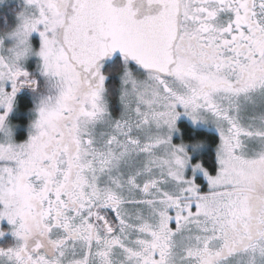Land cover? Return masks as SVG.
<instances>
[{
    "label": "snow or ice",
    "instance_id": "snow-or-ice-1",
    "mask_svg": "<svg viewBox=\"0 0 264 264\" xmlns=\"http://www.w3.org/2000/svg\"><path fill=\"white\" fill-rule=\"evenodd\" d=\"M0 109V264H264V0H26L0 33ZM178 109L218 132L214 175L172 142Z\"/></svg>",
    "mask_w": 264,
    "mask_h": 264
},
{
    "label": "rangeland",
    "instance_id": "rangeland-1",
    "mask_svg": "<svg viewBox=\"0 0 264 264\" xmlns=\"http://www.w3.org/2000/svg\"><path fill=\"white\" fill-rule=\"evenodd\" d=\"M25 8H26V0H0V11H7L8 10V13L11 15L10 17H11V23H12L8 30H6V31H1L0 30V33L13 30L17 26V24L19 23V14L21 12L25 11ZM30 41H31V43L33 45V48L34 49H38L39 46H40V42H41L40 41V37H39V33L38 32L32 33V35L30 37ZM11 43H12L11 40H6L5 41V45L6 46L10 45ZM38 62H39V57L31 56L25 62V67L30 72H34L35 75L37 76V78L40 80L41 84H43V77H40L39 73L36 72V68H37ZM5 89H6V91H11L10 82L5 84ZM18 93H22V94H25V95L27 94V95L31 96L32 103H33V108H32V110L29 113L33 114L31 116L32 120L30 122L32 124L33 121L38 116V113L35 111V109H36V105L38 103L39 93L37 91H34L32 88L27 87V86L20 88L19 91L16 93L15 98L18 95ZM178 110L181 112V115L178 117L176 124H178L179 120L185 119V120H187L188 122H190L192 124L200 125L199 124L200 122H194L190 117H188L187 115H184L183 114V109H178ZM0 111H2V109H0ZM17 111H18V109L16 108V106H14L13 109L8 114V121L10 122V125L12 126L14 140L17 143H20V142H24V141H26L28 139L31 124H30L29 127H27L28 131L26 130V132H24L25 134L22 137H20L19 134H21L20 133L21 123L15 121L16 118L18 117V112ZM176 127L178 129L177 125H176ZM209 129L214 130L218 134V132L216 131L214 126L211 125V127ZM218 136H219V134H218ZM177 138H179L178 131H174L173 134H172V142L174 143V139L176 140ZM174 144H177V143H174ZM178 145H179V143H178ZM187 145L189 146V144H187ZM214 152L216 153V147L214 149ZM215 159H216V154H215ZM197 174L202 175L204 182L207 183V185L205 186L206 188L204 190H202V188L200 187L201 191H207L208 190V181H207L206 177L199 170H197L194 175H197ZM214 174L215 173H213L212 175H214ZM186 175L189 176V177L193 176L192 168L191 169H189V168L186 169ZM5 223L8 224L6 219L0 220V230H4L5 231V235L3 237H0V246H6L11 241L15 242V238L11 234V227L12 226L8 224L9 225V230H8V229L4 228L3 225H2V224H5ZM6 236H11V238H8Z\"/></svg>",
    "mask_w": 264,
    "mask_h": 264
},
{
    "label": "flooded vegetation",
    "instance_id": "flooded-vegetation-1",
    "mask_svg": "<svg viewBox=\"0 0 264 264\" xmlns=\"http://www.w3.org/2000/svg\"><path fill=\"white\" fill-rule=\"evenodd\" d=\"M26 97L25 94H22V93H18V95L16 96L17 97ZM16 98L14 99V101L16 100ZM33 108V103H32V107L31 109H28L26 110L27 112H24V113H21V114H18V117L16 118V120H19V119H23L24 120V123H21V129H20V133L19 136L21 137V135L23 136L27 130V127L30 126V122L32 120L31 116L33 114H30L29 112L32 110ZM118 114V112H117ZM181 122H186L189 124L190 126V132H191V137L193 138V136H195L197 133L198 134H201L202 136V139L200 140H193L191 139L190 141H188L186 138L188 137V135L186 136L185 134L187 133V129L186 130H182L180 128H178V134H179V138H177L176 140L174 139V143H178L181 144V143H185V144H189L188 148H187V151L189 152L190 156H191V161L192 163H196L197 161L201 162L203 164V166L207 169L206 167V164H209L211 165L212 163V154H216L214 152V149L216 147V145L219 143V136L218 134L212 130V129H209L211 127V124H204V123H199L200 125H197V124H192L190 122H188L187 120L185 119H181L179 120L178 124H176L177 126H179V124ZM20 123V122H19ZM28 131V130H27ZM216 136L218 139H217V143H213V144H209L208 143V137L209 136ZM196 142H203V146L198 148V149H195L193 150L192 148V145ZM191 145V146H190ZM189 169H191V167H188ZM210 173V172H209ZM211 174V173H210ZM213 174V173H212ZM195 181L197 184L200 185V187L202 188V190H204L207 185L206 182H204L203 180V176L200 175V174H197L195 175ZM4 228L8 229L9 230V225L7 223L5 224H2ZM7 231V230H6ZM8 238H11V236H6ZM15 242H9V244H13Z\"/></svg>",
    "mask_w": 264,
    "mask_h": 264
},
{
    "label": "trees",
    "instance_id": "trees-1",
    "mask_svg": "<svg viewBox=\"0 0 264 264\" xmlns=\"http://www.w3.org/2000/svg\"><path fill=\"white\" fill-rule=\"evenodd\" d=\"M11 15L8 13L7 11H0V30L1 31H6L9 29V27L11 26ZM120 60V57H112L111 59H109L106 63H104V71L108 72L116 63H118ZM119 79L116 76H109L108 79L106 80V86L110 89L118 87L119 86ZM14 106H16V108L18 109V114L27 112L26 110L31 109L32 107V99L31 96L26 94V97L22 96V97H17L16 100L14 101ZM112 110L114 113L119 112V105L118 103H116L115 100H113L112 102ZM17 122L20 123H24V120L21 118L19 120H15ZM178 128L182 129V130H186L187 129V133L185 134L186 136L188 135V137L186 138L188 141H190L191 139L193 140H200L202 139L201 134H196L195 136H193V138L191 137V132L190 130V126L188 123L186 122H181L178 126ZM22 137V135H21ZM217 137L214 136H209L208 137V143L210 144H215L217 143ZM212 163L211 165L206 164L207 170L212 174L215 173L216 169H217V163H216V159H215V154H212ZM7 244V243H6Z\"/></svg>",
    "mask_w": 264,
    "mask_h": 264
},
{
    "label": "water",
    "instance_id": "water-1",
    "mask_svg": "<svg viewBox=\"0 0 264 264\" xmlns=\"http://www.w3.org/2000/svg\"><path fill=\"white\" fill-rule=\"evenodd\" d=\"M120 57V54L117 52L113 57ZM109 59H111V58H109ZM109 59H106L105 61H104V63H106Z\"/></svg>",
    "mask_w": 264,
    "mask_h": 264
},
{
    "label": "clouds",
    "instance_id": "clouds-1",
    "mask_svg": "<svg viewBox=\"0 0 264 264\" xmlns=\"http://www.w3.org/2000/svg\"><path fill=\"white\" fill-rule=\"evenodd\" d=\"M201 143H203V142H201Z\"/></svg>",
    "mask_w": 264,
    "mask_h": 264
}]
</instances>
